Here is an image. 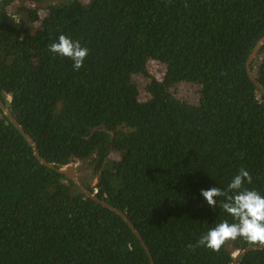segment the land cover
Listing matches in <instances>:
<instances>
[{"label":"trees","instance_id":"trees-1","mask_svg":"<svg viewBox=\"0 0 264 264\" xmlns=\"http://www.w3.org/2000/svg\"><path fill=\"white\" fill-rule=\"evenodd\" d=\"M60 34L89 49L79 71L49 51ZM263 36L264 0H0V98L42 157L85 173L82 188L42 164L0 107V264H151L84 189L127 214L155 264H232L254 245L196 247L234 222L201 189L243 167L264 195V94L247 67ZM250 67L264 87V43ZM235 264H264V248Z\"/></svg>","mask_w":264,"mask_h":264},{"label":"clouds","instance_id":"clouds-1","mask_svg":"<svg viewBox=\"0 0 264 264\" xmlns=\"http://www.w3.org/2000/svg\"><path fill=\"white\" fill-rule=\"evenodd\" d=\"M48 47L51 53L70 59L75 71L80 70L89 54V49L82 46L79 40H73L65 34H60L57 41ZM245 182L251 184L252 176L242 167L231 179L227 189L216 186L201 189V195L212 208L217 204L216 197H224L221 206L233 217L234 222L224 220L209 229L197 241L196 247L203 246L218 252L226 241L240 237L250 244L264 246V195L245 188ZM189 248H193V245H189Z\"/></svg>","mask_w":264,"mask_h":264},{"label":"water","instance_id":"water-1","mask_svg":"<svg viewBox=\"0 0 264 264\" xmlns=\"http://www.w3.org/2000/svg\"><path fill=\"white\" fill-rule=\"evenodd\" d=\"M263 43H264V36L260 39V41L256 45L253 53L249 57L247 67H248V72H249L250 77L252 78V80L254 81V83L258 86V88L260 89V91L264 94V87L258 81V79L256 78V76L254 75V72L251 71V67H250L253 58L255 57V55L257 54V52L259 50V48L261 47V45ZM0 107L5 112V114L10 119V121L20 130V132L28 140V142L30 143V145L32 146V148L34 150V153H35L36 157L39 159V161L42 164H44L46 166H49L52 169H57L61 173H64L68 178L74 180L80 187L83 188V186L81 185V183L79 181V178H78L77 163L72 162V163H69V164H66L64 166H61V167H58L57 168L53 163L47 161L44 157H42L40 155L39 150H38V147H37V144L34 141V139L25 131V129L22 127V125L16 120V118L12 115V113L10 112V110L8 109V107L3 103V101H2L1 98H0ZM84 190H85V192L87 193L88 196H90L94 200L98 201L102 205H104V206L112 209L113 211L117 212L119 215H121L126 220V222L128 223V225L132 228V230L134 231V233L138 236V238L140 239V241L144 245L146 251L148 252V254L150 256L151 264H155L154 258H153L152 254H151V251H150V248L146 244V242L143 239V237H142L141 233L139 232V230L135 227V225L133 224V222L127 216V214L124 211H122L121 209H119V208L111 205L110 203L106 202L105 200L101 199L96 194L92 193L90 190H87V189H84ZM259 248H264V246L251 245V246L246 247L238 255H236V257L234 259V262L232 264H235L236 261L240 257H242L243 255H245L247 252H249L251 250H254V249H259Z\"/></svg>","mask_w":264,"mask_h":264},{"label":"rangeland","instance_id":"rangeland-1","mask_svg":"<svg viewBox=\"0 0 264 264\" xmlns=\"http://www.w3.org/2000/svg\"><path fill=\"white\" fill-rule=\"evenodd\" d=\"M149 69H150V72L159 79L162 78V76L164 75V66L154 60L150 61ZM140 82L142 84H145V79L142 78ZM182 89H183L182 94L184 97L188 99H192V100L196 97V92L192 88L184 86ZM143 96L145 97L147 96V94L144 93ZM80 165H81L80 163H77L78 178H79V175L85 174L84 171L79 170Z\"/></svg>","mask_w":264,"mask_h":264}]
</instances>
